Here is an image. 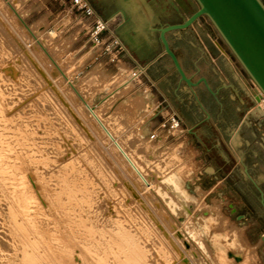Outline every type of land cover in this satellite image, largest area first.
Segmentation results:
<instances>
[{"label":"rangeland","instance_id":"374dc122","mask_svg":"<svg viewBox=\"0 0 264 264\" xmlns=\"http://www.w3.org/2000/svg\"><path fill=\"white\" fill-rule=\"evenodd\" d=\"M8 1L15 10L8 11L5 0H0V118L4 119H0V139L21 155L38 181L34 184L26 178L27 193H31L35 204L41 198L46 202L38 205H43L49 217L44 220V216L43 222L38 223L37 217L35 222L39 225H35H46L63 234L69 248L90 240L85 244L90 258H101L108 264H113L114 255H125L124 258L127 253L132 255L128 250L137 253L133 251L135 246L143 251V256H139V261L133 259L134 264H223L219 254L224 255V264H240L245 252L252 254L253 264H264L260 237L264 214L258 198L243 195L244 204L249 205L255 217L251 218L253 226L245 230L241 217L237 218L243 209L241 203L234 209L230 199L222 198L220 192L204 190L205 180L196 177L194 150H188L181 138L173 139L180 127L163 130L164 137L158 139V125L168 112L158 109L150 86L142 85V75L128 80L130 67L123 64L120 56L113 62H107L103 53L95 58L96 48L73 19L68 0ZM199 18L212 38L229 51L211 22L204 16ZM25 28L32 30V38ZM35 38L52 54L66 78L53 70ZM168 64L165 58L149 71L158 75L164 71L162 66ZM70 83L114 129L117 139L150 179V189L128 170L116 147L84 114L86 109L71 92ZM15 109L19 110L15 113L18 115H7ZM152 122H157L154 128ZM152 132L156 134L153 138ZM175 169L179 170L176 186L169 183ZM31 185L37 187V192ZM175 188L184 189V200L178 198L181 194ZM43 196L49 199L44 200ZM8 204L9 198L0 194V255L7 256L0 259L15 262L21 259L17 253L24 243L8 217ZM214 206H219L223 215L219 213L218 218L225 217L224 223L221 220V225L217 219L218 223L212 222L206 231L200 220ZM232 230L237 245L228 244ZM215 233L223 234L218 244L210 238ZM247 243L252 245L247 246L249 249Z\"/></svg>","mask_w":264,"mask_h":264},{"label":"crops","instance_id":"0c3cea01","mask_svg":"<svg viewBox=\"0 0 264 264\" xmlns=\"http://www.w3.org/2000/svg\"><path fill=\"white\" fill-rule=\"evenodd\" d=\"M124 1L90 0L96 14L108 21L110 29L128 49L129 54L120 56L123 64L130 69L135 62L144 64L142 85L150 86L158 109L164 108L161 113L177 114L180 130L172 138H181L188 150H194L196 177L205 180L204 187L203 183L200 187L220 192L222 198L230 199L234 209L241 203L243 209L237 218L241 214L242 222L237 221L245 230L249 229L253 226L251 218L255 217L249 205L244 204L243 195L257 197L259 188L264 196V112L256 108L247 74L198 18L187 28L166 33L169 46L186 75L193 81L204 77L215 95L202 82L194 86L193 93L184 82H179L170 58L163 53L156 34L147 28L142 12L131 16L122 12L126 8ZM146 1L154 25L157 21L180 22L197 7L195 0ZM73 19L76 21L75 16ZM165 58L169 64L162 66L164 71L151 74L150 67ZM152 123L154 128L157 122ZM158 131L157 137L162 140L163 131ZM261 211L264 214L262 207ZM260 237L264 243V230L260 231Z\"/></svg>","mask_w":264,"mask_h":264},{"label":"bare ground","instance_id":"6f19581e","mask_svg":"<svg viewBox=\"0 0 264 264\" xmlns=\"http://www.w3.org/2000/svg\"><path fill=\"white\" fill-rule=\"evenodd\" d=\"M3 3L7 4L6 7L9 8L8 11L9 10H15V8L12 5V2L5 0V2H3ZM18 19L21 20V17H19ZM20 24H21V22H20ZM26 31L29 34L28 36L32 38V36H31L33 34L32 30L30 28H27ZM34 37H35V35H34ZM35 41L39 43V44H37V43L36 44L39 47L38 49H41L43 51L41 53H43L44 55H47V57H49L51 65L53 64L52 66H54V69L53 68L52 69L55 70L57 74L59 71L61 73V75H63V77L66 78L67 75L66 76L64 75L63 71H61V69H60V66H58L57 62H55V60H53V58L51 56L52 54L49 53L48 49H46V47L43 45V43H41L37 38H35ZM67 79H69V78H67ZM70 90L73 94L75 92L77 99H79V101H81L82 104L80 102L79 103L81 104V106L85 107L86 111L84 110L85 111L84 114L87 117H90L89 120L91 119V122H93V124L98 128V130L104 134V138L105 137L108 138L109 141H107V142H109V144L112 142L111 145L113 144L114 148L116 147L115 149L118 151L117 153L119 154L118 155L119 159H121L124 163H126L125 165H127L129 168V169L128 168L127 169L131 170V172H133L134 176H136L137 179H139L140 182H142V184L147 186L146 189H150L149 187L152 184L150 182V179H148V177L144 176L145 172L140 167V164L135 160V158L132 156L131 152L117 139V136L115 135L114 129H112V127L104 121L102 115L98 112L96 107L93 105H90L87 102L88 100L86 101V99H84V97L80 94V92L78 91V89L76 88V86L74 84L70 83ZM258 100H259V97H258ZM258 100H255V101H258ZM258 102L260 103V100ZM262 104L263 103H261L259 105V108ZM1 111H2V109H1ZM13 111L9 114L7 113V115L10 116V114H15L19 110H16L14 112ZM2 112H4V111H2ZM24 113H25V111H24ZM18 114H19V112H18ZM18 114H15V115H18ZM1 115H3V114L1 113L0 116ZM7 115L5 114V116H7ZM19 117L20 116H18V118ZM0 119L4 120L3 118H0ZM14 119H15V117H14ZM107 138L105 140H107ZM4 143L5 142L0 139V194H3L5 197L9 198V204L8 205H9V211H11V213H10L11 215L9 214L8 217L11 218L13 224L17 226L16 228H17V230H19V233L21 234V237H22L21 240L23 241L22 243H24V244H23V247L20 248L21 252L17 253V255L19 257H21L20 260H16L15 262H11L8 260L0 259V264H108L101 258H98V259L97 258L96 259L90 258L91 256L85 251V250H87V247L85 246V244L87 242H91L90 240H86L85 243L83 241H81L82 245H80V244L76 245V248H69L64 241L65 237L63 236V234H59V233L55 232V230L47 227L46 225L41 224L40 227L36 226V225H39V224H37L38 221H42L41 218L46 216V218L44 217V220L45 219L47 220V217H49L48 215H46L44 213L43 205H40V204L38 205V203L40 201H41V204H43L45 201L42 202V200H41L42 198L40 197L41 199L39 198L40 200L38 201V203L35 204L34 201L31 200V197L29 196L31 193L30 194H28L29 192L27 193L28 188H26V178H29L34 184H38V181L35 178V174L32 173L30 165L24 163L21 155L18 154L17 151L11 150L7 146V144L6 143L4 144ZM179 165L180 164H178V166ZM181 170L182 169H180V173H181ZM178 172H179V170L176 171V169H175V171L172 172L170 179H169V183L174 184L175 186H176V182H177V178H178ZM31 186L34 188L33 185H31ZM36 189H37V187H36ZM36 189L34 188L33 190H35L37 192ZM174 191L181 194V196H178V198L181 201L184 200L183 194L186 192L184 191L183 188L182 189H176L175 188ZM36 192H34V193L36 194ZM36 195L40 196L38 193ZM45 195H47V194H45ZM43 199L48 200L49 196H43ZM37 200H38V197H37ZM215 206H214V209L212 212L207 211L203 215L204 219L200 220V223L204 225V228L206 231L208 229V226L212 222L218 221L217 219L220 220L221 225H223V223H224L225 217H224V219L218 218L219 217L218 214L221 212H220V209L218 211L219 206H217L218 208L217 207L215 208ZM212 207H213V205H212ZM37 217H39L40 220H37L36 221L37 223H36L35 220ZM50 217H51V215H50ZM48 219H51V218H48ZM52 219H54V218H52ZM221 220H223V223ZM49 221H48V223H50ZM217 223L218 222H216L215 224H217ZM52 224H53V221H52ZM47 225H49V224H47ZM57 227H56V229H57ZM53 228H54V226H53ZM68 229L69 228L67 227V230ZM213 231H215V230H213ZM241 231H243V230H240V232ZM69 232H70V230H69ZM227 232H229V231H227ZM231 232H233V234L231 235L232 237L228 240V244L229 245H235V244L237 245L238 239H237L236 235L234 234V231L232 230ZM238 233L239 232H237V234ZM53 234H54V237H51ZM218 234L215 233L210 237L212 242L215 244H218L221 240H223V239H220L221 237H223V236H221L222 233L219 235ZM69 235H67V237ZM82 239H83V237H82ZM87 239H90V238H87ZM239 240H241L240 236H239ZM242 240H241V243H242ZM68 242H69V240H68ZM0 243L3 244V242H1V241H0ZM198 244L200 245L201 242ZM124 246L127 247V245H124ZM247 246H249L248 243L246 245V248H247ZM251 246H249V247H251ZM234 247H236V246H234ZM237 248L240 249L239 247H237ZM132 249H133V247H132ZM139 249L140 248H138L137 246H135V250L133 249V251H136L137 253H132L131 250H128V252L130 251L132 254L131 255L132 257H131L128 255L129 253H127L126 257L129 256V259H127L126 257L122 258L125 255H123V256L119 255V254L114 255L113 264H132L133 259H134V262L137 259L139 261V256L140 257L143 256L142 255L143 251H141ZM242 249L243 248L241 247V250ZM247 249H249V248H247ZM218 250L222 251V249L219 247H218ZM244 250H245V248H244ZM79 254H81V256H79ZM239 254L241 255V253H239ZM136 255L138 257H136ZM243 255L244 256H243L242 262L240 264L252 263V262H250V258H251L252 254L250 255L249 252H245V254H243ZM3 257H7V256L4 254H1L0 258H3ZM217 257L219 259V262H221L223 264L225 263L226 259H225L223 254L217 255ZM8 258H9V256H8ZM143 262H146V261L144 260ZM140 263H142V262L140 261ZM142 264H144V263H142Z\"/></svg>","mask_w":264,"mask_h":264},{"label":"water","instance_id":"95a60500","mask_svg":"<svg viewBox=\"0 0 264 264\" xmlns=\"http://www.w3.org/2000/svg\"><path fill=\"white\" fill-rule=\"evenodd\" d=\"M124 2L126 5V8L122 9L124 14L129 13L131 16L137 11L142 12L147 28L152 34H156L163 53L170 58L179 82H184L193 93L194 86L202 82L209 92L215 95L204 77L193 81L186 75L169 46L166 33L187 28L196 19L204 16L211 22L247 76L264 94V3L262 0H195L197 4L195 10L187 17H183L180 22L157 21V25H154L151 9L146 0H125ZM255 100H258V96H255ZM198 104L202 107L199 101ZM256 108L260 110L258 106ZM258 190V202L264 211V196L259 188ZM238 217L242 215L239 214Z\"/></svg>","mask_w":264,"mask_h":264},{"label":"built area","instance_id":"2783aa9c","mask_svg":"<svg viewBox=\"0 0 264 264\" xmlns=\"http://www.w3.org/2000/svg\"><path fill=\"white\" fill-rule=\"evenodd\" d=\"M68 9L74 14L76 21L87 34V40L96 48L95 58L99 55L106 54L107 62H113L122 54H129L128 49L121 39L110 29L108 21L96 14L90 0H68ZM146 71V66L135 62L134 66L128 73V80H137ZM250 87L254 96H258L260 103L256 105L264 112V94L259 90L256 84L249 79ZM180 127V120L176 113L168 112L162 117L158 125L159 130H176ZM155 132L150 137H155Z\"/></svg>","mask_w":264,"mask_h":264}]
</instances>
